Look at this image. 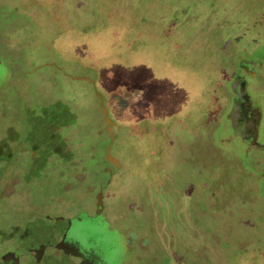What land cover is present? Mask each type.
<instances>
[{"label": "rangeland", "instance_id": "rangeland-1", "mask_svg": "<svg viewBox=\"0 0 264 264\" xmlns=\"http://www.w3.org/2000/svg\"><path fill=\"white\" fill-rule=\"evenodd\" d=\"M258 56L264 0H0V255L14 226L93 213L109 185L113 264H264V155L225 115Z\"/></svg>", "mask_w": 264, "mask_h": 264}, {"label": "flooded vegetation", "instance_id": "flooded-vegetation-1", "mask_svg": "<svg viewBox=\"0 0 264 264\" xmlns=\"http://www.w3.org/2000/svg\"><path fill=\"white\" fill-rule=\"evenodd\" d=\"M263 59L264 57L258 56L240 62L241 65L227 85L225 115L229 127L226 129L242 141L246 154L256 152L264 155V109L260 96L264 84L262 82L258 85L261 93L253 92V80L257 79L259 74L250 69L264 66ZM10 76L11 70L0 62V88ZM46 147L45 143L40 145L33 139L31 147L25 151L31 153L36 163L44 160L46 162ZM261 161L258 163L262 169L259 180L264 181V158ZM112 180L113 178L108 184ZM108 186L102 191L101 207L97 206V199L93 213H79L73 216L43 213L40 215V221L34 219L26 222L25 226H14L12 232L7 235L10 248L1 253L0 264H113V251L100 233L113 231L110 219L105 214ZM87 216L92 217L90 222L84 220ZM88 222L93 225L89 228L83 226ZM118 232L119 248L121 252L124 248L127 251L128 244L123 240V232Z\"/></svg>", "mask_w": 264, "mask_h": 264}, {"label": "water", "instance_id": "water-1", "mask_svg": "<svg viewBox=\"0 0 264 264\" xmlns=\"http://www.w3.org/2000/svg\"><path fill=\"white\" fill-rule=\"evenodd\" d=\"M74 79H76V80H87V81L91 82L92 84H94V80H91L89 77H82L81 76V77H74ZM100 97H101V95H100ZM103 109H104V114L107 116L106 109L105 108H103ZM106 122L109 124V132H111V134H112L110 139H111V142H112L113 139H114V135H115L113 133V128L116 127V125L109 118H106ZM110 148H111V146L109 147V149L107 151V160H108V162L114 163L115 166L117 168H119L120 167V161L111 154ZM110 172H111L110 174H112V170ZM102 195H103L102 191H100L98 193V195H97V199H98V205L97 206H99V207H101V205H102ZM91 219H92V217L87 216L84 220H86V221L89 220V222H90ZM88 223L86 225H88ZM86 225H83V226H86ZM66 245H67V243H66Z\"/></svg>", "mask_w": 264, "mask_h": 264}]
</instances>
